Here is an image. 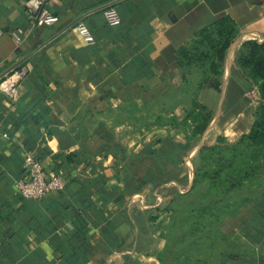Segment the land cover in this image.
Here are the masks:
<instances>
[{"label":"crops","instance_id":"obj_1","mask_svg":"<svg viewBox=\"0 0 264 264\" xmlns=\"http://www.w3.org/2000/svg\"><path fill=\"white\" fill-rule=\"evenodd\" d=\"M28 2L58 21L36 26ZM109 7L117 27L102 15ZM219 22L234 36L216 111L188 141L189 130L154 120L180 122L205 90L185 88L178 52ZM78 23L92 44L76 34ZM247 41L264 42V0H0V82L25 72L13 93L0 90V264H159L165 242L154 224L172 194L190 188L199 148L218 134L233 143L252 126L250 85L235 63ZM26 153L48 177L65 179L64 189L22 198L15 183L28 180ZM146 155L165 162V180L134 178L133 162ZM263 210L264 192L242 213ZM227 223L223 231L239 235V224ZM251 250L240 264L264 258V231Z\"/></svg>","mask_w":264,"mask_h":264},{"label":"trees","instance_id":"obj_2","mask_svg":"<svg viewBox=\"0 0 264 264\" xmlns=\"http://www.w3.org/2000/svg\"><path fill=\"white\" fill-rule=\"evenodd\" d=\"M233 36L234 28L229 23H213L199 33L191 51L178 52L177 63L184 70L182 80L186 89L193 84L203 87L212 77L220 76ZM235 63L250 87L256 88L262 102L255 109L254 122L247 134L233 143L218 137L212 145L199 148L190 188L185 193L174 192L165 209L169 216L163 227L165 244L157 254L159 264H240L245 257H255L250 248L238 238L227 236L222 227L228 221H236L242 209L255 204L264 192V42H244L237 51ZM193 66L201 70L191 72L189 69ZM195 74L199 76L198 81L192 83L188 76ZM196 95L195 92L191 107L180 122L175 117L157 116L154 124L160 126L164 122L181 127L183 123L182 130L190 133L187 140H195V131L206 110L197 102ZM203 120L200 134L211 121L209 115ZM133 165L137 169L136 179L149 172L158 183L168 177L165 162L150 155ZM248 218L242 237L258 243L260 232L264 231V210L250 212ZM257 264H264V258L259 257Z\"/></svg>","mask_w":264,"mask_h":264},{"label":"built area","instance_id":"obj_3","mask_svg":"<svg viewBox=\"0 0 264 264\" xmlns=\"http://www.w3.org/2000/svg\"><path fill=\"white\" fill-rule=\"evenodd\" d=\"M41 2L32 4L28 2V9L34 16V24L42 26L46 24H53L58 21L56 16L50 15L45 11L39 13V6ZM107 24L111 27L120 25V18L116 10L112 7L106 8L102 11ZM76 34L86 43L92 44L93 37L89 30L82 24L78 23L74 26ZM25 72L23 70L13 72L0 82V90L6 94L13 93L15 86L24 78ZM23 168L28 176L26 182L17 181L15 189L24 199L41 200L50 193H56L64 189L66 180L59 176L48 177L42 162L32 153H26L23 162Z\"/></svg>","mask_w":264,"mask_h":264},{"label":"rangeland","instance_id":"obj_4","mask_svg":"<svg viewBox=\"0 0 264 264\" xmlns=\"http://www.w3.org/2000/svg\"><path fill=\"white\" fill-rule=\"evenodd\" d=\"M191 72H196V71H200L201 68H190L189 69ZM189 79L191 80L192 83L194 82H197L198 81V74H195V75H192V76H188ZM221 76H219L218 78H211L207 81V83L203 86V89H205L201 94H200V97L197 98V102H199L202 106H204L206 108V110L203 112V114L201 115V119H202V122H200L198 124V130H194L197 137L195 138V140H197V138H199L202 134H200V129L202 128V126L204 125V120H203V117L205 116H208L210 117V119H212L215 111H216V100H217V97L219 98V93L220 91L217 89V85H216V82L219 83V78ZM219 85V84H218ZM254 90V91H252ZM248 93V96H249V99H250V106L251 108L253 109V114H252V118H253V122H254V113H255V109L256 107L262 102L261 100V97L259 96V93L257 92L256 88H252L250 87V92H247ZM185 113H187V111H185ZM199 114V113H198ZM155 116V115H154ZM186 116V115H185ZM184 118V117H183ZM154 122H156V119L154 120ZM252 122V124H253ZM209 124L210 122L208 123L206 129L209 127ZM185 128V125H183V123L181 124V127L180 129H184ZM205 129V131H206ZM205 131H203L202 133H204ZM217 132V131H216ZM218 134V133H217ZM218 137H221L223 139H225V137L223 135H220L218 134L217 137L215 138V140L218 138ZM215 140H213V142L210 140V139H207L204 141V144L203 145H212ZM226 140V139H225ZM235 142V141H234ZM229 143V142H228ZM197 158L195 157L194 160H193V164L196 163L197 164ZM251 207H249L248 209H250ZM168 213L166 212L164 215L161 216V218L155 222L154 224V228H155V231H159V234H160V237L164 240V231H163V227H165L168 223ZM248 216L247 214H243L242 211L240 212L239 216L236 218V221L233 220V221H228V226H236L237 224H239L240 228H243L245 224L248 223ZM244 223V224H242ZM225 225H223L224 227ZM239 228V229H240ZM222 230H225L224 228H222ZM242 230V229H241ZM240 230L239 232V235H236L234 237L238 238L240 241L242 240L241 237H242V231ZM224 232V231H223ZM225 233V232H224ZM226 234V233H225ZM227 236L229 237H233V236H230L229 234H227ZM242 244L243 245H246V247L252 249L254 248L255 246H257V242H252V241H249L248 239H244L242 240ZM161 252V251H160ZM159 252V253H160ZM250 254H252V252L249 250L248 251Z\"/></svg>","mask_w":264,"mask_h":264}]
</instances>
